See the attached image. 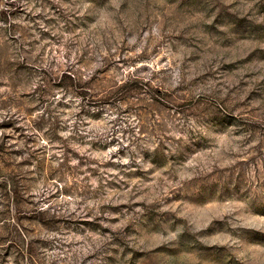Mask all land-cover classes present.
<instances>
[{"label": "rangeland", "instance_id": "1", "mask_svg": "<svg viewBox=\"0 0 264 264\" xmlns=\"http://www.w3.org/2000/svg\"><path fill=\"white\" fill-rule=\"evenodd\" d=\"M0 264H264V0H0Z\"/></svg>", "mask_w": 264, "mask_h": 264}]
</instances>
